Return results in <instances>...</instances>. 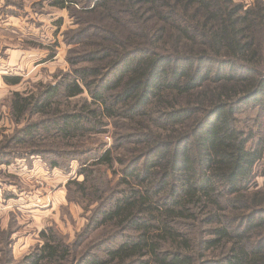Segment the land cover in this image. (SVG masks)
Masks as SVG:
<instances>
[{
  "label": "trees",
  "instance_id": "16d2710c",
  "mask_svg": "<svg viewBox=\"0 0 264 264\" xmlns=\"http://www.w3.org/2000/svg\"><path fill=\"white\" fill-rule=\"evenodd\" d=\"M51 6L93 17L75 37L85 52L70 60L86 65L36 94L11 96L14 122L33 120L12 141L60 139L51 144L57 150L41 154L61 167L72 154L58 147L73 148L113 122L125 131L115 151L130 148L80 156L88 159L83 163L96 159L92 166L122 167L107 197L104 180L89 174L92 166L80 171L84 194L94 175L92 196L101 203L92 222L101 235L78 254L43 232L42 249L24 262L264 264V193L253 189L264 139L239 118L249 110L264 116V0L248 8L234 0H52ZM10 139L0 132V164L14 154ZM194 231L205 238L196 240ZM215 251L218 260L205 259Z\"/></svg>",
  "mask_w": 264,
  "mask_h": 264
},
{
  "label": "rangeland",
  "instance_id": "374dc122",
  "mask_svg": "<svg viewBox=\"0 0 264 264\" xmlns=\"http://www.w3.org/2000/svg\"><path fill=\"white\" fill-rule=\"evenodd\" d=\"M51 1L0 0V132L11 138L7 146L14 153L9 163L0 164V264H27L24 260L45 244L43 232L46 238L56 235L63 243L75 246L78 254H83L92 238L101 235V228L92 222L101 203L92 196L96 185L93 177L97 175L104 180L102 192L107 197L118 186L122 167L118 163L113 169L102 164L92 166L96 159L83 163L88 159L80 156L97 150L102 153L112 150L116 156L119 150L130 148L126 145L115 151L116 138L125 131L116 128L113 122L105 132L74 143L75 149L58 147L72 154L61 160V167L52 166L41 154L50 148L57 150L51 144L60 139L29 146L12 141L24 124L33 120L14 122L9 107L11 96L15 92L36 94L40 88L58 84L74 68L86 65L73 67L70 60L74 54L82 56L85 52L80 50L81 44L75 37L84 28L83 22L95 23L93 17L74 8L53 7ZM234 1L248 8L257 0ZM6 78H20L21 83L10 85ZM239 118L248 129H253L256 138L264 139L262 114L249 110ZM87 166H92L89 174L94 175L87 180L88 190L84 194L79 186L86 179L80 176V171ZM258 173L253 189L264 193V162ZM194 234L196 240L205 238L197 231ZM113 242L114 238L105 241V245L111 246ZM211 254L205 259H219V252ZM77 263L70 261L69 264Z\"/></svg>",
  "mask_w": 264,
  "mask_h": 264
}]
</instances>
